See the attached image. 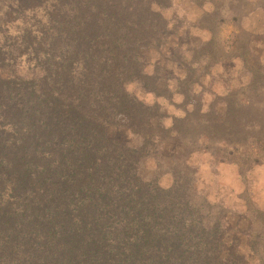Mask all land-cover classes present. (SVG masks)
Returning <instances> with one entry per match:
<instances>
[{
    "label": "trees",
    "instance_id": "16d2710c",
    "mask_svg": "<svg viewBox=\"0 0 264 264\" xmlns=\"http://www.w3.org/2000/svg\"><path fill=\"white\" fill-rule=\"evenodd\" d=\"M4 2L0 264H244L177 171L166 188L146 181L144 139L132 146L108 130L125 117L132 133L152 131L162 116L126 90L142 78L140 50L162 45V1ZM22 57L39 74H14ZM148 79L138 85L157 95Z\"/></svg>",
    "mask_w": 264,
    "mask_h": 264
},
{
    "label": "rangeland",
    "instance_id": "374dc122",
    "mask_svg": "<svg viewBox=\"0 0 264 264\" xmlns=\"http://www.w3.org/2000/svg\"><path fill=\"white\" fill-rule=\"evenodd\" d=\"M0 1L2 21L10 4ZM161 1L162 45L140 50L134 69L142 78L126 90L157 103L162 116L152 131L136 125L134 134L119 116L122 126L108 130L132 146L144 139L142 177L166 188L177 171L203 220L219 219L237 258L264 264V0ZM11 69L39 74L24 57ZM149 76L157 95L138 85Z\"/></svg>",
    "mask_w": 264,
    "mask_h": 264
}]
</instances>
